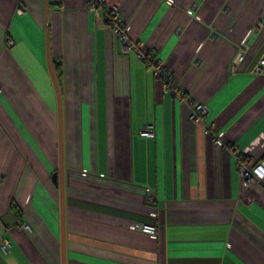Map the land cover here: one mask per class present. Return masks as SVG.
Masks as SVG:
<instances>
[{"label":"crops","instance_id":"1","mask_svg":"<svg viewBox=\"0 0 264 264\" xmlns=\"http://www.w3.org/2000/svg\"><path fill=\"white\" fill-rule=\"evenodd\" d=\"M105 5L208 112L195 122L85 0H0V264H61L48 58L62 70L66 264H264V191L237 167L264 160V0Z\"/></svg>","mask_w":264,"mask_h":264},{"label":"built area","instance_id":"2","mask_svg":"<svg viewBox=\"0 0 264 264\" xmlns=\"http://www.w3.org/2000/svg\"><path fill=\"white\" fill-rule=\"evenodd\" d=\"M86 10L90 13L95 14L97 17H101L105 23H107L113 30L117 38L120 40L125 51H136L138 52L139 58L145 62L148 68L152 71L154 78L161 81L162 88L166 92H169L175 96L183 98L184 101L191 105L192 113L191 117L195 122L202 121L208 112V108L199 103H194L185 96L183 93L177 90L174 85L172 74L167 69L166 64L160 60L156 59L149 53H144L139 51L140 42H132L126 34V28L123 24L121 17L119 16V11L117 7H107L105 5V0H85ZM21 9L18 10L20 13ZM260 26V25H259ZM212 39L216 37L214 33L210 36ZM247 49L246 45L240 46L236 55V62H240ZM235 62L231 65V70L235 69ZM264 73V57L260 59L258 66L255 68V74ZM140 135L148 139H154L155 132L152 125H143L140 130ZM237 167L240 174V178L243 186L250 187L259 191H264V161H259L252 166H248L249 160L244 157L237 158ZM24 229H28L29 226L24 225ZM141 230L143 232L153 234L155 232V227L149 225H142ZM9 242L4 241L2 243L1 249L7 251Z\"/></svg>","mask_w":264,"mask_h":264},{"label":"water","instance_id":"3","mask_svg":"<svg viewBox=\"0 0 264 264\" xmlns=\"http://www.w3.org/2000/svg\"><path fill=\"white\" fill-rule=\"evenodd\" d=\"M48 46V38H47ZM48 70L54 86L58 108V132H59V167L58 171L52 175L53 183L59 187L60 191V222H61V264H66V233H65V202H64V141H63V111L62 97L60 87L50 59H47Z\"/></svg>","mask_w":264,"mask_h":264},{"label":"trees","instance_id":"4","mask_svg":"<svg viewBox=\"0 0 264 264\" xmlns=\"http://www.w3.org/2000/svg\"><path fill=\"white\" fill-rule=\"evenodd\" d=\"M53 69L55 71V75H56V78H57V81H58V84H59V87H60V82H61V78H62L61 66L59 64H57V63H53Z\"/></svg>","mask_w":264,"mask_h":264},{"label":"rangeland","instance_id":"5","mask_svg":"<svg viewBox=\"0 0 264 264\" xmlns=\"http://www.w3.org/2000/svg\"><path fill=\"white\" fill-rule=\"evenodd\" d=\"M57 141H58V138H57ZM57 146H58V142H57ZM58 150H59V148H58Z\"/></svg>","mask_w":264,"mask_h":264},{"label":"flooded vegetation","instance_id":"6","mask_svg":"<svg viewBox=\"0 0 264 264\" xmlns=\"http://www.w3.org/2000/svg\"><path fill=\"white\" fill-rule=\"evenodd\" d=\"M58 171V170H57Z\"/></svg>","mask_w":264,"mask_h":264}]
</instances>
